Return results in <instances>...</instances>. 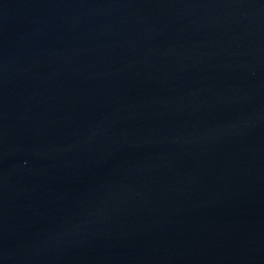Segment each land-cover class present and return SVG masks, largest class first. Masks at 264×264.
Listing matches in <instances>:
<instances>
[{
  "label": "water",
  "instance_id": "1",
  "mask_svg": "<svg viewBox=\"0 0 264 264\" xmlns=\"http://www.w3.org/2000/svg\"><path fill=\"white\" fill-rule=\"evenodd\" d=\"M0 264H264V0H0Z\"/></svg>",
  "mask_w": 264,
  "mask_h": 264
}]
</instances>
